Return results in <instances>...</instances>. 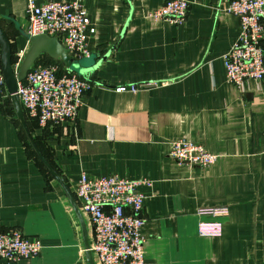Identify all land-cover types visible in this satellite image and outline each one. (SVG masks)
Returning a JSON list of instances; mask_svg holds the SVG:
<instances>
[{"label": "crops", "instance_id": "obj_1", "mask_svg": "<svg viewBox=\"0 0 264 264\" xmlns=\"http://www.w3.org/2000/svg\"><path fill=\"white\" fill-rule=\"evenodd\" d=\"M77 1L95 28L82 63L66 51L79 71L46 53L33 64L49 57L90 83L76 116L40 126L0 93V230L42 247L0 264H99L75 196L81 172L152 182L141 187L146 264H264V78L241 90L225 77L221 57L239 31L231 0H187L178 25L148 16L166 0ZM0 27L14 67L30 45L26 0H0ZM175 140L216 162H176ZM201 223L219 233L201 234Z\"/></svg>", "mask_w": 264, "mask_h": 264}, {"label": "built area", "instance_id": "obj_2", "mask_svg": "<svg viewBox=\"0 0 264 264\" xmlns=\"http://www.w3.org/2000/svg\"><path fill=\"white\" fill-rule=\"evenodd\" d=\"M187 0H166L149 13L155 20L181 24L188 12ZM238 18L236 41L222 55L225 77L238 89L249 80L264 78V0H231L224 9ZM29 36L57 37L70 57L89 56L88 38L94 33L88 14L77 0H47L37 4L26 0ZM20 61V60H19ZM19 61L14 65L17 70ZM158 82H147L154 86ZM90 83L74 72L62 71L56 64L33 66L24 80L17 82L16 94L27 114L40 126L73 119L82 103L83 94ZM137 85L119 86L116 91ZM5 89L0 70V93ZM168 155L178 163L207 167L217 160V155L203 145L188 140L171 141ZM149 179H127L110 176H88L81 172L75 196L80 209L86 213L93 233L90 251L99 264H146L142 227L143 186H151ZM200 233L216 235L217 224L201 223ZM38 239L24 236L17 229L0 230V259L17 261L39 254Z\"/></svg>", "mask_w": 264, "mask_h": 264}, {"label": "water", "instance_id": "obj_3", "mask_svg": "<svg viewBox=\"0 0 264 264\" xmlns=\"http://www.w3.org/2000/svg\"><path fill=\"white\" fill-rule=\"evenodd\" d=\"M30 45L20 60L17 70L12 66L11 43L0 27V65L4 76L5 88L12 100L22 107L19 97L16 94L17 82L24 80L27 72L42 53H46L53 59H59L67 67L75 66L57 37L47 35H36L29 37ZM73 66V67H74ZM79 66V65H78ZM78 72V71H77Z\"/></svg>", "mask_w": 264, "mask_h": 264}, {"label": "rangeland", "instance_id": "obj_4", "mask_svg": "<svg viewBox=\"0 0 264 264\" xmlns=\"http://www.w3.org/2000/svg\"><path fill=\"white\" fill-rule=\"evenodd\" d=\"M83 58H84V57H83ZM46 60H47V59H46ZM46 60H44V61H46ZM76 60H77L79 63H82V62H83L82 58H79V59H76ZM76 60H75V61H76ZM80 61H82V62H80ZM51 63H52V62H48V63L46 62V63H44V65H48V64H51ZM70 68L73 69L74 71H79L78 67H75V66L73 67V66H71Z\"/></svg>", "mask_w": 264, "mask_h": 264}, {"label": "trees", "instance_id": "obj_5", "mask_svg": "<svg viewBox=\"0 0 264 264\" xmlns=\"http://www.w3.org/2000/svg\"><path fill=\"white\" fill-rule=\"evenodd\" d=\"M48 57V56H47ZM46 57V58H47ZM11 61H12V63H15V61H16V59H15V57H14V55L12 54V57H11ZM48 63V62H57V61H55V60H53V59H51V58H49L48 57V59H47V61H44V63ZM37 122V121H36Z\"/></svg>", "mask_w": 264, "mask_h": 264}]
</instances>
